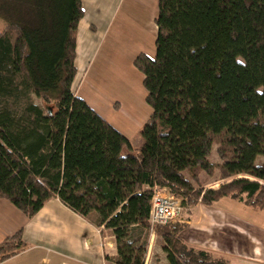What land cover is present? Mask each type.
Returning a JSON list of instances; mask_svg holds the SVG:
<instances>
[{"label": "trees", "instance_id": "16d2710c", "mask_svg": "<svg viewBox=\"0 0 264 264\" xmlns=\"http://www.w3.org/2000/svg\"><path fill=\"white\" fill-rule=\"evenodd\" d=\"M83 15L82 0H0V198L30 218L58 198L113 236L105 264H143L155 187L187 217L225 198L264 209V0H158L155 56L133 62L152 109L138 155L73 92ZM215 168L226 182L214 189L184 175ZM186 228L154 227L169 264H227L189 244ZM26 248L20 229L0 242V262Z\"/></svg>", "mask_w": 264, "mask_h": 264}, {"label": "crops", "instance_id": "0c3cea01", "mask_svg": "<svg viewBox=\"0 0 264 264\" xmlns=\"http://www.w3.org/2000/svg\"><path fill=\"white\" fill-rule=\"evenodd\" d=\"M157 3L158 0H82L84 15L77 25L73 92L131 143L128 133L133 129L128 122L132 124L137 119L134 120L132 103L127 107L123 104L124 84L129 97L133 95L137 102L145 101L143 74L133 62L140 53L155 56ZM123 114L129 118L123 123L127 126L121 130L119 115ZM138 143H132V148ZM195 208L198 209L196 214L188 216L186 222L189 224L192 217L199 220L202 216L206 226H189L202 230L204 236L200 240L192 235L189 244L208 250L227 264H264V241L255 236L249 239L247 221L239 217L243 212L239 210L241 206L220 208L219 212H229L235 218L231 223L220 224L216 221L221 213L207 210L215 208L214 205L199 203ZM236 212L238 216L234 215ZM20 229L27 248L0 264H104L105 255L116 254L112 235H104L100 227L79 216L58 198L45 202L31 218L7 199L0 198V242ZM210 229L217 236L213 237L215 233L211 234ZM205 238L211 240L212 247L202 245ZM223 238L229 242H224ZM105 240H109L110 250Z\"/></svg>", "mask_w": 264, "mask_h": 264}, {"label": "rangeland", "instance_id": "374dc122", "mask_svg": "<svg viewBox=\"0 0 264 264\" xmlns=\"http://www.w3.org/2000/svg\"><path fill=\"white\" fill-rule=\"evenodd\" d=\"M4 25H5L4 21L0 20V29H2ZM124 88H125V93H124L125 97H124V99H122L123 104L125 107H127L130 105V102L132 103L131 108H132L133 113H134V120L137 119V121H138V123L136 121V122H133L132 124H129V122H128V126L131 129H133L130 133H128V136L132 140V143H137L139 141V143L137 145H135L136 148L131 150V153L138 155V154H140V145H141L140 143L142 142V139L139 135V131H140L141 127L143 126L144 122L146 121V119L148 118L150 111H151L150 110L151 107L148 106V104H146V102L144 100L142 102H137V98H133V95H131L129 97L127 95L129 92L127 91V85L126 84H124ZM33 98L35 101H39V99H37L35 96H33ZM119 117L121 120V124H118V127L121 130H123L124 126H127V125H123V123H125L129 117H127L126 114H123L121 116L119 115ZM217 148H218V145L216 143H213L210 154L207 157L209 162L215 166L223 163V161L219 158V156L217 154ZM262 161H263V157H258L256 160V163H261ZM184 175L194 186L203 185V187L206 189L217 188L220 184L226 182V180L220 179L219 171L217 168L214 169V172L212 175L207 174L205 172H202L199 176L198 182L191 179L186 172H184ZM214 206H215V208H207V210H208V212L216 210L218 213H221V214H219V215H221L220 219H218L219 221H216V223L218 222V224H220L221 222L231 223V222L235 221V218L230 216L229 212H227L228 214H226V212H219V210H221L220 208H235L237 206L238 207L241 206V208L239 210L243 211L244 214H243V212L242 213L240 212L239 217L243 218L248 223V224L246 223L245 226L248 227L249 239H250V237L255 236V237H258L264 241V209H262V210L254 209L248 205H244V204L240 203L239 201H236V200L231 201L229 199L225 200L224 202H220L219 204L214 205ZM190 210H191L190 215H195L196 211L198 209H196L194 207V208H191ZM237 213L239 214V212H236V213H234V215L235 214L237 215ZM204 218L205 217H202V216L199 218V220H198V217L196 218V216L191 218L190 223L188 224V228H186V230H185L186 235H184L185 240L188 243L191 241V238L193 237L192 235H194L197 238L199 237L200 240L202 239V237H204V236H202L203 233L200 232L202 230L199 231L198 229L194 230V229L190 228L193 226L199 227V228L205 227L206 223H204ZM187 219H189V217H187V213L184 211H181L180 215L178 217V220L185 222V221H187ZM194 220H198V222H194ZM193 222H194V224H193ZM93 225L97 226V224L95 222L93 223ZM100 228H101V230L104 229L103 227H100ZM210 230H211V232H210L211 234L215 233L213 235V237L217 236V233L214 232L213 229H210ZM226 231H227V229H226ZM103 233H104V235L108 234V230L104 229ZM224 233H220V235H223L224 237H226V234H224ZM144 235H145V233L143 231H140V229L139 230L136 229V232H135L136 237H134V239H136L139 236L143 237ZM229 239H231V238H229ZM105 241H107L106 242L107 243V250H110L111 248L109 247V240H105ZM210 241H211L210 239L205 238V240H203L202 245L207 246V247H210V246L212 247L213 243H211ZM223 241L229 242L228 239H224V238H223ZM107 264H114V263L108 262ZM143 264H169L168 259H167V253L163 249V240L157 234H155L154 228L151 231V233H149L148 246H147V251L145 254ZM231 264H233V262ZM242 264H245V263H242Z\"/></svg>", "mask_w": 264, "mask_h": 264}, {"label": "built area", "instance_id": "2783aa9c", "mask_svg": "<svg viewBox=\"0 0 264 264\" xmlns=\"http://www.w3.org/2000/svg\"><path fill=\"white\" fill-rule=\"evenodd\" d=\"M181 199L165 187H155L149 202L148 221L151 231L158 225L178 221Z\"/></svg>", "mask_w": 264, "mask_h": 264}]
</instances>
